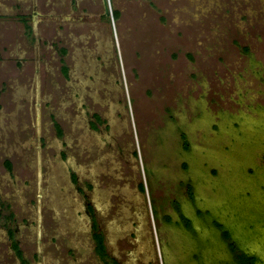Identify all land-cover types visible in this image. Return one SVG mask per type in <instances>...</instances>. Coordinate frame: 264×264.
Returning <instances> with one entry per match:
<instances>
[{
  "label": "rangeland",
  "instance_id": "obj_1",
  "mask_svg": "<svg viewBox=\"0 0 264 264\" xmlns=\"http://www.w3.org/2000/svg\"><path fill=\"white\" fill-rule=\"evenodd\" d=\"M198 209L264 264V0H0V264L232 261Z\"/></svg>",
  "mask_w": 264,
  "mask_h": 264
},
{
  "label": "trees",
  "instance_id": "obj_2",
  "mask_svg": "<svg viewBox=\"0 0 264 264\" xmlns=\"http://www.w3.org/2000/svg\"><path fill=\"white\" fill-rule=\"evenodd\" d=\"M106 12L107 14H109V9L107 7H106ZM114 15L116 18H119V12L117 10H115ZM63 72L65 75H68V69L65 65L63 66ZM97 118L99 121L101 120L99 117ZM7 164L9 167H11V164L9 162ZM188 193L190 197L194 199L195 194L192 185L188 186ZM198 214L202 215V217L205 220V223H207L208 226L213 227L214 229H217L218 232H220V236L222 237L230 253L232 254V261L222 262L223 264H262L263 263V258L261 254L250 251L249 246L245 243L247 233L244 231L245 233L241 234L243 231L241 232L240 228L237 227L236 222L233 225H230L228 223H223L218 217L212 215L211 211L209 210L205 212L201 209H198ZM182 219L188 229L194 230V225L191 218H189L185 214H182ZM239 233L242 236L241 237L242 240H240L237 237ZM97 238L99 242L98 251L101 255H105V250L103 246V237L101 234H98ZM209 242L210 240L207 241V244ZM16 246L18 245L15 244V247ZM200 256H201L200 254L196 255L197 258H200Z\"/></svg>",
  "mask_w": 264,
  "mask_h": 264
},
{
  "label": "flooded vegetation",
  "instance_id": "obj_3",
  "mask_svg": "<svg viewBox=\"0 0 264 264\" xmlns=\"http://www.w3.org/2000/svg\"><path fill=\"white\" fill-rule=\"evenodd\" d=\"M97 117H99V116H97ZM100 118V117H99ZM84 208H85V210H86V213H87V215L89 216V218H91V220H92V226L94 227V240H95V242H96V251L98 252V254L99 255H101L100 253H99V251H98V249H99V242H98V238H97V235L98 234H101L102 235V237H103V246H104V250H105V255H101V256H106V247H105V242H104V236H103V234L101 233V231H100V227H99V225L97 224V219H96V215H97V212H98V208H97V206L93 203V202H85V204H84ZM150 241V240H149ZM15 244H17V245H19L18 243H17V241L15 240V242H14V245L13 246H15ZM146 244V243H145ZM144 244V245H145ZM151 247V246H150ZM23 256V254H21V257ZM113 264H122L121 262H119L118 260H115V259H113Z\"/></svg>",
  "mask_w": 264,
  "mask_h": 264
},
{
  "label": "bare ground",
  "instance_id": "obj_4",
  "mask_svg": "<svg viewBox=\"0 0 264 264\" xmlns=\"http://www.w3.org/2000/svg\"><path fill=\"white\" fill-rule=\"evenodd\" d=\"M111 109H112V108H111ZM140 223H142V218H141V221H140ZM141 240H142V239H141ZM145 240H146V238H145ZM142 241H143V240H142ZM148 241H149V240H148ZM144 242H145V241H144ZM146 242H147V241H146ZM146 242H145V243H146ZM140 244L142 245V243H141V242H140ZM147 244H149V245H150V244H151V241H149V243L147 242ZM150 248H151V247H150Z\"/></svg>",
  "mask_w": 264,
  "mask_h": 264
}]
</instances>
